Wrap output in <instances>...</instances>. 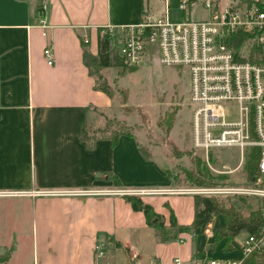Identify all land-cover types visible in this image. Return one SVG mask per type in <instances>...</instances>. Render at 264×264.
Wrapping results in <instances>:
<instances>
[{
  "label": "crops",
  "instance_id": "obj_1",
  "mask_svg": "<svg viewBox=\"0 0 264 264\" xmlns=\"http://www.w3.org/2000/svg\"><path fill=\"white\" fill-rule=\"evenodd\" d=\"M148 10L147 0H0V258L9 251L0 264L242 260L245 235L230 241L229 251L224 239L215 240L221 216L201 236L158 242L124 197L138 196L165 225L172 212L178 225L189 226L194 188L173 185L169 167L152 154L144 158L134 135L119 136L112 146L109 136L88 134L112 101L94 90L82 42L97 56L101 29L137 25ZM45 47L52 50L51 65L42 57ZM26 241L29 252L22 255ZM99 243L103 256L95 260Z\"/></svg>",
  "mask_w": 264,
  "mask_h": 264
},
{
  "label": "built area",
  "instance_id": "obj_2",
  "mask_svg": "<svg viewBox=\"0 0 264 264\" xmlns=\"http://www.w3.org/2000/svg\"><path fill=\"white\" fill-rule=\"evenodd\" d=\"M169 5L170 0H164L161 19L143 13L137 25L108 26L104 33L111 43L117 41V55L130 68L142 65L156 48L160 66L186 71L191 148L208 166L210 152L216 149H236L240 163L248 153L257 157V176L250 182L211 190L198 188L193 193L254 199L264 217V0L206 1L202 9L207 18L200 21L170 20ZM196 6L194 0H180L176 9L190 15ZM39 26L45 28L43 19ZM42 57L51 65L50 47L43 49ZM238 168L225 173L211 169L230 174ZM239 247L242 259L264 253V228L257 235L245 236ZM102 256L103 247L96 244L95 260Z\"/></svg>",
  "mask_w": 264,
  "mask_h": 264
},
{
  "label": "rangeland",
  "instance_id": "obj_3",
  "mask_svg": "<svg viewBox=\"0 0 264 264\" xmlns=\"http://www.w3.org/2000/svg\"><path fill=\"white\" fill-rule=\"evenodd\" d=\"M206 1L222 4L227 0H195L197 6L192 9L190 15L169 8L168 18L173 21L205 20L207 14L202 9V3ZM147 6L153 18L164 17V0H147ZM116 47L117 41L110 42V55L111 51H116ZM98 74L110 89L112 108L107 114L99 113L96 116L100 122L90 125L89 135L98 138L110 136L113 132L132 133L140 142V147L149 156L152 154L156 163L169 167L168 175L173 185L180 188L211 190L246 183V162L251 156L246 154L248 158L240 163L236 149L212 150L210 166L200 160L201 167L204 166L209 174L225 178L223 185L195 186L188 181L186 173L192 167L189 158L200 157V154L190 147L189 77L185 70L160 66L156 48H153V52L146 56L144 63L139 67L130 68L118 60L117 67L102 69ZM171 119L172 128L167 133L169 123L166 124V120L169 122ZM158 124H162V127ZM237 167L238 170L230 174H218L213 171L225 173L234 171ZM200 197L214 198L224 205H231L243 216H248L259 206L258 201L251 198L210 195ZM6 209L9 208H5L3 218L8 222L7 234H10L12 226L9 210ZM26 228L27 224L23 222L25 233ZM29 244L28 241L23 242L22 255L28 254Z\"/></svg>",
  "mask_w": 264,
  "mask_h": 264
},
{
  "label": "trees",
  "instance_id": "obj_4",
  "mask_svg": "<svg viewBox=\"0 0 264 264\" xmlns=\"http://www.w3.org/2000/svg\"><path fill=\"white\" fill-rule=\"evenodd\" d=\"M179 1L180 0H170L169 7L171 9H176ZM86 45L87 43L82 42V60L88 70L89 76L93 77L95 80L94 90L103 93L111 99L112 96L110 89L105 80L98 73L102 69L117 67L118 60L121 59L117 56L116 51H111L110 55V39L108 34L104 33L103 29H101L98 34L97 56L90 55ZM110 56H112L111 59ZM112 60L113 62H111ZM166 121V124L169 123L166 132L169 133L172 128V119L169 122L168 120ZM158 126L162 127V124H158ZM119 136L133 137L132 133L129 132H113L109 136L112 146L116 145ZM91 138L92 140H95L97 137L93 135ZM140 152L144 158H149L148 153L142 147H140ZM189 159L192 163V167L186 173V176L192 185L210 186L211 184H224L225 178L223 176H213L207 172L204 166L201 167L200 158L198 159L197 157L192 156ZM256 165L257 157L251 156L246 162V182H250L257 176ZM124 199L134 212H140L143 214L146 225L154 230L155 236L160 243L178 240L179 236L183 234H188L194 237L201 236L205 233L208 225L217 216L222 217L224 227L215 232V240L219 241L224 239V250L226 251L230 250L228 247L230 241L241 235H257L260 233L261 228H264V217L261 216L259 206L255 211H251L248 216H243L233 206L224 205L214 198L194 196L193 221L189 226H181L177 224L172 212H170L169 215L168 225H165L162 217L157 215L151 206L143 203L138 196L129 195L125 196ZM8 256L9 251L0 258V262H4ZM241 264H264V253H253L248 257L243 258Z\"/></svg>",
  "mask_w": 264,
  "mask_h": 264
}]
</instances>
